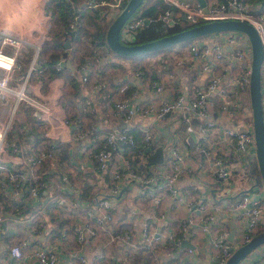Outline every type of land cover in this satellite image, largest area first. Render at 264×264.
<instances>
[{"label": "built area", "instance_id": "built-area-1", "mask_svg": "<svg viewBox=\"0 0 264 264\" xmlns=\"http://www.w3.org/2000/svg\"><path fill=\"white\" fill-rule=\"evenodd\" d=\"M163 1L169 8L154 19L165 25L245 20L257 28L264 46V12L253 14L248 2L208 0L205 8L190 0ZM124 2L128 0H91L89 5L120 11ZM145 23L146 18L143 16L128 20L121 29V39L134 42L138 29ZM71 27H76L75 23ZM42 40L31 43L19 35L0 30V102L8 106L0 120V194L7 196L16 185L18 187L21 179H27L26 174L29 172L33 180L29 181L28 192L31 203L36 206L42 205L43 195L34 184L38 178L33 169L45 162H49L52 168L58 167L59 159L54 148L57 143L53 142L51 148H28L16 140L10 143L9 135L15 130L18 113L23 105L34 109L41 106L29 95L28 83L33 72L42 70L40 66L37 67ZM244 42L247 44L243 47ZM25 44L33 45L34 55L25 75L19 80L17 70L21 68L18 58ZM188 45V51L182 53L172 51L154 59L146 58V70H135L129 82L121 87L120 91L124 95L114 97L111 107L112 114L122 117L126 126L97 132L94 137H90L86 131L74 132L73 141L80 144L82 164L98 175L108 174L110 183L105 193L98 191L95 202L81 197L64 199L77 243L76 248L69 247L67 264H113V261L120 264L118 255L125 257L142 251L150 252L155 264H166L180 252H185L190 264H194V258L200 251L198 245L204 235L211 232L209 222L214 219V215L194 214L189 221L191 226L178 221L176 228H167L170 215L166 210L164 192L176 202L175 205L183 204L191 211L201 209L205 212L213 207L215 211H220V206L212 205L207 198L213 202L216 196L231 191L235 193L243 181L252 180L256 190L241 193L226 208L234 210L245 221L243 243L264 230V192L258 187L260 179L252 173L257 151L250 90L253 51L249 37L244 32L220 31L195 38ZM64 62L65 57H60L57 69H62ZM98 62L78 69L84 72L81 79L85 84L89 83L91 72ZM129 85L131 92L126 94ZM261 91L264 101V58L261 65ZM177 114L182 117L185 131L196 134L193 151L202 161L189 154V146L185 141L174 137L166 149L167 160L149 165L147 155L139 149L131 131L139 128L143 137L140 146H152L155 137L152 117L159 121ZM120 143H128L138 147V150L123 156L119 161L116 154ZM194 162L197 167L209 170L211 189L206 197L198 193L197 186H181V182L187 184L188 175L193 173ZM232 178L234 184L230 188L216 183L219 179L228 187ZM158 179L162 181L160 186ZM135 190L146 202L144 211H140L137 206L133 196ZM123 212L126 213L125 220L118 221L123 217L117 220V214ZM4 213L5 210L0 208V237L3 234L1 222ZM38 220L43 225L46 214L33 213L19 220L18 226L25 235V244L39 243L38 235L43 229L38 225ZM228 235L229 229L225 225L212 232L207 251L210 264H224L236 248ZM187 238L194 248L182 245ZM23 246L24 242L9 247L13 264H30L32 259L40 264H62L61 248L56 249L48 244L29 249ZM112 248L118 253L109 254ZM261 259H264V243L254 248L239 264H257Z\"/></svg>", "mask_w": 264, "mask_h": 264}, {"label": "crops", "instance_id": "crops-1", "mask_svg": "<svg viewBox=\"0 0 264 264\" xmlns=\"http://www.w3.org/2000/svg\"><path fill=\"white\" fill-rule=\"evenodd\" d=\"M49 1L50 0H0V3L4 2L13 4V7L7 8L6 6V11L8 12V14L5 15V18H14L16 10L25 8L26 3H33L35 5L34 7H30L28 9H34L32 11V14L35 17L38 9H40L41 12V14H39L38 16L40 18H38V20L35 19L32 24L19 23L14 25V23H12L11 26H13V28L0 27V30L19 35L23 39L30 41L31 43H36L43 39L45 36H49L51 38L52 30H54L53 28L55 26L52 27L51 25L54 22V16L52 14V8L49 7ZM190 1L194 4L199 3L198 0ZM36 6L38 9L35 8ZM1 18L5 19L4 17ZM49 18L52 19V22ZM17 26L19 28H17ZM76 45L78 46V43L71 40L72 49H75ZM30 46L31 47L28 48V46L26 45L18 58V63L21 68L20 70H17V78L19 80L21 79L23 74L25 75L34 55V47L33 45ZM98 50L101 53L103 52V50L100 48ZM170 52L172 51H168V49H166L158 52L157 54L147 55V58L151 56V58L154 59L160 54H167ZM49 54L50 52L48 49V51L43 53V56H49ZM104 56L105 59L103 64L101 62H98V70L96 68V71L93 73L95 74V76L92 78V74L90 77V86L89 83L85 84L81 79L82 74L77 69V54L74 56H72L71 54H69L68 57L66 56L65 62L63 63V74L61 75L52 76L49 70H46L45 67L43 68V66H41V60L39 59V61H37V67L40 66L42 70L35 71L31 74L28 83V92L29 95L33 99H35L41 106L38 109H34L32 107L23 105L19 110L17 122V132L19 129L21 130V128H25V130L29 133L24 138V140H27L28 144H34V141H38L35 140V138H38L36 137L37 133L41 132V134H43L42 139L39 140L40 142L37 143L35 147H38L40 145L44 146L47 142L49 143L51 141H54L55 143L71 144L72 151L74 142L73 135L77 129L76 125L80 121L83 127L87 128L93 125V127L98 128V132H104L105 130H102L103 127H112L115 129H119L126 126V123L122 117H116L112 114V105H109V103H111L109 100L114 97L124 95L120 91L121 87L129 82L130 77L133 75L135 70L141 68L144 65L142 64L144 58L140 59V66H135L131 69V62L126 58L117 57L116 54L112 55L111 52L107 49H104ZM110 62L112 63L109 64ZM99 79L100 81L102 80L106 83V86L104 89H102V91L99 90L101 87L96 83ZM74 81H79V83L83 86V93H81V95L78 97L75 96L74 93ZM128 89L131 90L130 85ZM85 95L91 96L96 103L93 114H84L82 112L81 98ZM152 120L153 131L155 134L152 146H161L165 149H168V147L172 144L174 137H179L188 144L189 154L199 161H202L201 157L193 151V142L196 139H194L193 135L188 134L185 131V124L183 123L180 114H177L176 116H168L165 119L159 121H155L154 117H152ZM16 137L18 138V136ZM31 147H33V145ZM8 151L10 152L11 149H8ZM132 152L133 151L130 148L126 147V144L120 143L119 151H117L116 154L117 159L120 161L123 156H129ZM64 163H66V161ZM44 167L45 165H42L36 169H33V173H35L38 178V183L43 195V202L41 206H36L31 203L30 195L28 192V185L29 181L33 180V176L29 172H27L26 174L27 179H21L19 181L20 183L18 184V187L16 185V190L13 189L9 191L7 193V196L0 194V208L5 210L3 221L1 222L4 234L3 237H0L1 244L3 245V249L0 248V264H13V257L8 249L15 243L22 245L23 242V248L25 249L36 246H44L46 244H48L49 246H54L56 249L61 248L62 264H67V254L69 251V247L72 246L73 248H76L77 243L73 231L72 219L70 217V214L66 210L67 206L65 205L64 199H75L81 194L84 195V187L87 185L91 186V190H89L90 195L92 196L97 195L99 190H101L102 193H105L107 191V188L109 187L110 180L108 174H96L90 167H85L82 164L80 157L76 161L70 159L65 170H63L61 165H59L58 167L54 168L52 173L48 174L46 169L43 170ZM27 170L30 171V169ZM209 174L210 173L207 168H200L199 166L197 167L196 163L194 162L193 173L188 175L187 184L181 182V186H197L199 188L198 193L203 194L206 197L208 190L211 189V185L209 182L210 179L208 178ZM257 178L259 180V176H257ZM247 181H249L248 186H246L245 184L247 183ZM35 182L37 181H34V183ZM213 182H215V180ZM161 183L162 181L160 182V179H158L159 186ZM216 183L218 185H222L223 187L230 188L233 187L234 179L232 178L230 180L228 187L224 186L225 183L220 181L219 179L216 181ZM259 184L260 185H258V187H261L264 192V185L260 182ZM255 188H257L255 186V182H253L252 180H245L243 181L240 189L236 190L235 193L231 191L223 196H216L213 202L212 200L207 198V201H210L212 205L220 206V211H215L213 207V209L203 212V210L201 209L191 211L183 204L175 205L176 202L173 201L166 192H164V189L162 187H160V189L165 194L167 206L166 210L170 215L167 228H176L178 221L189 223V225L191 226L189 221L194 214H198L199 216H211V214L214 215V219L210 220L209 222L211 224V232L205 234L203 241L198 245L200 251L199 254L194 258V264H210V258L207 254V251L210 248V236L214 230L223 225H225L229 229L228 239L235 247L237 245L239 246L243 244L245 221H243V219L240 218L234 210L228 209L226 207L228 205H232L241 193L252 192L253 190H256ZM62 189H65L70 194L65 195L62 192ZM56 195H58V197ZM140 195L141 194L138 193V190L134 191L133 196L138 203L137 206L139 207L140 211H144L147 205ZM81 198L88 200L91 199V197L88 196H84ZM95 201L96 199L92 202ZM7 213L11 214V216L7 215ZM15 213H17V215ZM33 213H45L46 222H44L42 225L41 220L37 221L38 225L41 226L40 228L43 229L42 233L38 235L39 243H36V245H28L25 244L26 238L24 233L20 230L18 223L19 220H21L22 218H26ZM52 213L56 214L57 216H66H63L66 223L63 225V227L61 228V233L58 235L52 231L50 222V215ZM5 225L7 226L6 228H4ZM70 225L72 229H70ZM115 225L117 227L116 223ZM121 257L123 256H119L118 259ZM139 257L140 255H137L135 259L138 260ZM187 258L188 257L186 256L185 252H180L174 260L166 264H190L189 259ZM145 261L146 260H143V258H140L135 262L132 260L130 264L136 262L137 264H146ZM153 261V264H155V260ZM30 264L40 263L36 259H32L30 261ZM191 264L193 263L191 262ZM257 264H264V259H261Z\"/></svg>", "mask_w": 264, "mask_h": 264}, {"label": "trees", "instance_id": "trees-1", "mask_svg": "<svg viewBox=\"0 0 264 264\" xmlns=\"http://www.w3.org/2000/svg\"><path fill=\"white\" fill-rule=\"evenodd\" d=\"M89 1L91 0H50L49 1V7L52 8L51 10L54 16L55 27L54 30H52L51 38L48 39L47 42L44 44L43 49L39 52L37 59L38 61L39 59L41 60V66H43V68L45 67L46 70H49L52 76L63 74L64 66L62 69H57L56 67V64L60 59V57L66 58V56L68 57L69 54H71L72 56L77 54L78 57V52H80L82 54L80 60L79 58L77 59L78 60L77 69H79L82 66H86V65L92 66L93 64H96L98 61L103 64L105 59L104 49L113 52L107 43L106 34L108 27L112 21V12L114 10H109L106 7L90 6ZM242 1L250 3L249 9L253 14L264 12V0H242ZM125 4L126 3L124 2L121 5V8L124 7ZM167 8H169V5H167L163 0H145V2L136 10V12L132 15L130 19H133L136 16H143L149 19V23H145L141 28L138 29L135 35L134 42H126L122 39L121 40L127 44L142 43L162 37L164 35L178 32L184 28L193 25V24L185 23L183 25L170 26V25H165L161 21H157L154 19L158 16L160 12L164 11ZM72 23H75L76 27L72 28L71 27ZM90 25L92 26V29ZM68 34L72 35L71 40L73 42L78 43V46L76 45L75 49H72V47L70 49H66L64 46L65 40L68 38ZM188 42L189 41H186L178 45H182V44L186 45V43ZM99 48L103 50L102 53L98 50ZM170 48L171 47L160 49L157 51L148 52L138 56L157 54L160 51L166 49L169 50ZM48 49L50 52L49 56H43V53L48 51ZM111 63L112 62H110L109 64ZM144 67L145 66L143 65L140 69L146 70V68ZM96 68L98 70L97 66ZM79 72L81 74H84L83 70ZM91 73H89V75ZM145 75H147V72L145 73ZM96 83L99 84V86L101 87L99 89L101 91L106 86V83L102 80L100 81V79ZM73 87L75 88V92H74L75 96L78 97L81 95V93H83V86L79 83V81H74ZM130 92L131 90L128 89L126 94H129ZM90 99L91 102L88 103ZM112 99L109 101L112 102ZM81 102H82V112L84 114L94 113L96 103L92 99V97L85 95L84 97L81 98ZM76 127H77L76 131H83V132L86 131L90 137H94V134L98 132V128L93 127V125L87 128L83 127L81 121L77 123ZM111 129L113 128L112 127L102 128V130L105 131ZM131 132L136 137V143L139 146V149L143 150V152L147 155L149 165H156L158 163H163L164 161L167 160V152L164 147H155L151 145L146 147L140 146L143 143V137L141 131L139 130V128H134ZM28 134L29 133L25 130V128H21V130L20 131L18 130L17 133L16 131L13 130L9 135V142L11 140L13 141L16 140V142L21 146L23 144V147L35 148V145L40 142L39 141L40 139H42L43 134H41V132L37 133L36 137L38 138H35V140L38 141H34V144L32 143L28 144L27 140H24L25 136ZM16 136H18V138ZM53 142L54 141H51L49 143L47 142L43 147L51 148L52 145H54ZM125 144L126 147L130 148L133 151V154L137 152L138 147H132L128 143ZM32 145L33 147H31ZM54 148L57 153V157L59 159V165H61L63 170L67 168L68 161H70V159L74 161L79 159V155L76 158L73 157L71 151V144L69 143L68 144L57 143ZM65 161L66 163H64ZM44 165L45 167L43 168V170L46 169L48 174L53 172L54 168L51 167L49 162H45ZM252 173L255 176H259L260 182L263 183L261 180L259 169L254 170V164L252 167ZM34 184L40 188L38 181L35 182ZM84 188H85L84 189L85 194L84 195L81 194L79 197H84V196L91 197V199H89L90 201H94L95 199H97L96 195L94 196L90 195V190H91L90 185H87ZM62 192L65 195L70 194L65 189H62ZM15 214L17 215V213ZM50 222H51L52 231L57 235L61 233V228L66 223L65 218L62 215L57 216L54 213L50 215ZM70 229H72L71 225H70ZM141 258L146 259L145 261L146 264H150V261L148 260V256ZM138 260L135 259V261ZM113 263L119 264L117 261H113ZM132 264H137V262Z\"/></svg>", "mask_w": 264, "mask_h": 264}, {"label": "water", "instance_id": "water-1", "mask_svg": "<svg viewBox=\"0 0 264 264\" xmlns=\"http://www.w3.org/2000/svg\"><path fill=\"white\" fill-rule=\"evenodd\" d=\"M198 1L200 5L207 8V0ZM222 1L225 2L226 0ZM144 2L145 0H128L126 5L120 11L114 10L112 12V21L107 30L106 40L110 49L117 56L122 55L126 57H134L148 52L169 48L186 41L190 42L195 38L220 31L234 30L244 32L248 35L253 51L250 90L254 118L257 161L261 180L264 184V101L262 100L261 91V65L264 58V46L257 28L248 21L240 19L213 20L195 24L178 32L164 35L150 41L131 44L124 43L120 37L121 29ZM146 23H149L148 18H146ZM71 37L72 35L68 34V38L65 40L64 46L66 49L71 48ZM246 44L247 42H244L242 44L243 47L246 46ZM193 137L196 139V134H193ZM79 146L80 144L78 142H73L72 155L74 158L78 157L79 155ZM7 215L11 216L8 213ZM6 227L7 226L5 225L4 228ZM263 243L264 230L254 235L248 242L239 246L237 245L224 264H239L240 261L243 260L254 248ZM182 245L194 248V244L191 243L189 238L184 240ZM0 248L3 249L2 244H0Z\"/></svg>", "mask_w": 264, "mask_h": 264}, {"label": "rangeland", "instance_id": "rangeland-1", "mask_svg": "<svg viewBox=\"0 0 264 264\" xmlns=\"http://www.w3.org/2000/svg\"><path fill=\"white\" fill-rule=\"evenodd\" d=\"M210 1H213V0H210ZM6 6H7V8H9V7H13V4H10V3H0V27H9V28H13V26H11V24L12 23H14V25L15 24H19V23H22V24H25V23H28V24H32V22L35 20V19H37L38 20V18H40V17H38L39 16V14H41V12H40V9H38L37 8V6L35 7V8H37L38 9V11H37V13H36V17L32 14V11L34 10H28L30 7H34L35 5L33 4V3H26L25 4V8H22L21 10L20 9H18V10H16V14H15V16H14V18L12 17V18H5V15H7L8 14V12L6 11ZM20 6H22V5H20ZM18 7V6H17ZM32 9V8H31ZM1 17H4L5 19H2ZM50 19V18H49ZM51 20V22H52V19H50ZM21 24V25H22ZM52 25V27H54L55 25H54V22L51 24ZM48 26H50V25H48ZM91 26V25H90ZM108 26V25H107ZM17 28H19L18 26H17ZM54 29V28H53ZM91 29H92V26H91ZM42 38V37H41ZM41 38H39V39H41ZM50 37L48 36V37H46V39L44 40V38H43V40H42V45H41V50L43 49V46H44V44L47 42V40L49 39ZM38 39V40H39ZM84 44V43H83ZM82 44V45H83ZM189 44V42L188 43H186V45H178V46H175V47H171V49L170 50H168V51H175V52H178V53H182V52H184V51H188V49H189V47H190V45H188ZM28 46V48H30L31 46L30 45H28V44H25V46ZM81 47H83V46H81ZM85 48V47H84ZM34 49V48H33ZM111 54L112 55H114V53L113 52H111ZM81 53H78V58H79V60H80V57H81ZM117 57H122V58H126L127 60H129L131 63H130V67H131V69L133 68V67H135V66H140V64H141V61H140V59H143V62H142V64H146V61H147V59H145V57L147 58V56H134V57H124V56H117ZM151 56H149V58H150ZM96 66L97 65H95V68L93 69V72H92V74L96 71ZM122 69H126V68H122ZM121 71V70H120ZM123 72V71H122ZM91 74V75H92ZM95 76V74H93L92 75V78ZM90 84L91 83H89V86H90ZM109 105L111 106V103H109ZM7 109H8V106L7 105H4L3 103H1L0 102V120L2 119V117L5 115V112L7 111ZM20 130V129H19ZM15 131H16V133H17V122H16V124H15ZM17 135V134H16ZM41 146V145H40ZM253 163H254V170L255 169H258L259 168V166H258V161H257V158H254V161H253ZM206 174H208V173H206ZM257 175H258V173H257ZM246 184V186H248V184H249V181H247V183H245ZM57 197H58V195H56ZM60 196V195H59ZM54 198H55V196H54ZM222 203H224V202H222ZM125 215H126V213L125 212H123L122 214H118L117 215V220L120 218V217H123L122 219H120V220H118V221H124L125 220ZM64 217H66L65 215H63ZM115 221H116V217H115ZM48 225H49V223H48ZM117 251L118 250H116V249H114V248H112V249H110L109 251H108V253L109 254H117ZM137 255H140V257H139V259L141 258V257H146V256H148V260L150 261V264H153L154 263V261L152 260V257H151V254H150V252H142V253H139V254H136V253H132V254H130V255H127L126 257H121L119 260H120V264H127V263H131L132 262V260L135 262V257L137 256ZM119 256H121V255H118V257ZM143 260H146V259H143ZM172 261V260H171ZM171 261H168L167 263H170Z\"/></svg>", "mask_w": 264, "mask_h": 264}]
</instances>
